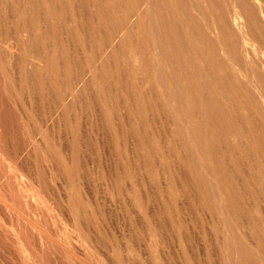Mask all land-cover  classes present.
Listing matches in <instances>:
<instances>
[{"label":"rangeland","instance_id":"1","mask_svg":"<svg viewBox=\"0 0 264 264\" xmlns=\"http://www.w3.org/2000/svg\"><path fill=\"white\" fill-rule=\"evenodd\" d=\"M0 264H264V0H0Z\"/></svg>","mask_w":264,"mask_h":264}]
</instances>
